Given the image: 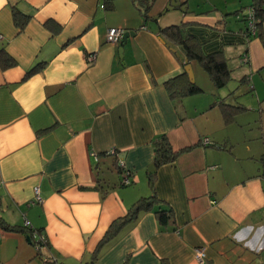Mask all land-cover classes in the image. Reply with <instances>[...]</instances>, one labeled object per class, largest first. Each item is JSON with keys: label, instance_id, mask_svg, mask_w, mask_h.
Here are the masks:
<instances>
[{"label": "crops", "instance_id": "1", "mask_svg": "<svg viewBox=\"0 0 264 264\" xmlns=\"http://www.w3.org/2000/svg\"><path fill=\"white\" fill-rule=\"evenodd\" d=\"M137 1L0 0V50L16 60L0 67V216L43 236L37 248L0 227V264H264V20L247 37L254 0H179L165 12L170 0H153L146 15ZM14 9L30 15L22 30ZM180 22L205 53L223 50L227 84L252 95L253 137L232 127L244 104L226 122V94L201 95L212 82L197 61L202 91L169 94L186 57L159 27ZM111 27L134 32L122 58ZM162 135L179 153L156 164ZM149 195L166 222L142 211L94 258L110 224Z\"/></svg>", "mask_w": 264, "mask_h": 264}, {"label": "trees", "instance_id": "2", "mask_svg": "<svg viewBox=\"0 0 264 264\" xmlns=\"http://www.w3.org/2000/svg\"><path fill=\"white\" fill-rule=\"evenodd\" d=\"M138 4L144 5V13L149 10L152 5L153 0H138ZM254 7L256 17L258 18L256 25L258 27L259 23L264 20V0H254L251 3ZM109 7V6H108ZM30 15H24L13 10V19L14 23L22 30L29 20ZM245 20V19H244ZM246 23V22H245ZM187 24L185 22H180L177 24H172L164 27H159V33L161 36L173 46L181 47L185 57L187 59L186 63L191 60H195L199 63V65L205 70L208 74L212 84L216 88H222L231 79V69L228 65L227 58L225 57L223 50H218L215 52L205 53L202 49L201 43L198 39L189 34L186 31ZM257 33V32H256ZM245 34L247 37H250L247 33V29L245 28ZM256 35V34H255ZM262 37V36H261ZM264 40V37H262ZM16 64V60L11 57L4 48L0 50V67L7 68ZM39 67H34L27 72V75L35 72ZM166 88L169 91V94L172 97H183L187 95L197 94L202 91L201 87H199L196 83L190 82L188 78L187 72L184 70L180 74L168 78L164 82ZM244 106L242 105H232L228 103L221 104V110L224 115V119L226 122H230L234 115L243 110ZM179 152L174 151L166 140V137L162 135L161 137L155 140V163L161 164L165 162L173 161ZM149 185L152 187L153 182L152 179H149ZM157 198L154 195L143 196L137 199L127 210L126 214L115 219L108 229L106 230L103 238L101 239L96 251L93 254L95 258L106 242L114 238L120 230L126 224L137 219L139 214L142 211L148 209H155V212L161 223H165L168 218V210L159 208V204L157 205ZM156 204V205H155ZM0 227L3 230L7 231H26L27 226L20 227L17 225L8 224L2 216H0ZM28 235L31 237V229L28 230Z\"/></svg>", "mask_w": 264, "mask_h": 264}, {"label": "rangeland", "instance_id": "3", "mask_svg": "<svg viewBox=\"0 0 264 264\" xmlns=\"http://www.w3.org/2000/svg\"><path fill=\"white\" fill-rule=\"evenodd\" d=\"M201 71L207 81L208 80L207 73L205 72V70H203V68ZM207 82L209 83V80ZM194 83H196V79ZM231 85L232 84L229 83L222 88H216L212 84V88L210 89V91L205 89V87L202 86L203 93L201 95H204V96L206 95L208 97H210L211 95L216 96V97L218 96L223 97L226 94V96L223 97L222 99L224 100L225 103L232 104V105L244 104L246 109L243 111H240L238 116L234 118L235 122L233 123L232 127H234L235 129L241 128L243 138H245V136L253 137V123L256 117L254 116L255 111L253 109V106L250 104V101H249L250 99H253L252 95L250 94L249 91H243L242 89H239V86L231 88L233 86Z\"/></svg>", "mask_w": 264, "mask_h": 264}, {"label": "built area", "instance_id": "4", "mask_svg": "<svg viewBox=\"0 0 264 264\" xmlns=\"http://www.w3.org/2000/svg\"><path fill=\"white\" fill-rule=\"evenodd\" d=\"M244 19L246 22V29H247V33L249 34V36L255 35L257 32L256 22H257L258 18L256 17V13H255L254 7L252 5H249L245 8ZM123 34H124V30L122 28L111 27L106 32V40L108 42H111V43H118L121 41ZM1 37H2V35L0 34V38ZM247 60H248V57L246 54H244L241 58V62H247ZM202 142H203V144H210L211 143L210 140L208 139V137H203ZM109 152H111L113 154L115 151L112 150ZM116 164L121 169L122 183L125 185L131 183L132 181L130 178V175H131L130 171L124 167L123 161L121 159H118ZM25 225L29 226V222L26 221ZM31 237L34 239L35 245L38 248L40 246V244L43 242V236L42 235L39 236V234L36 231L31 230ZM194 257L199 263H203L204 258H205L204 248L203 247H196L194 249Z\"/></svg>", "mask_w": 264, "mask_h": 264}, {"label": "water", "instance_id": "5", "mask_svg": "<svg viewBox=\"0 0 264 264\" xmlns=\"http://www.w3.org/2000/svg\"><path fill=\"white\" fill-rule=\"evenodd\" d=\"M181 6L180 3H179V0H170L169 4L167 5V7L165 8L164 12L167 10V9H173L174 7L176 6ZM134 32L133 31H125L124 34H123V37L121 39V46L119 47L118 51H119V55L120 57L122 58V52H123V44L125 43L126 39L128 38L129 35H133ZM181 51L182 48L180 47ZM176 55L180 58V55L179 53H176ZM185 61H187V59H185ZM184 70L187 72L188 74V78L190 80V82H194V75H193V70H192V66L190 63H186L185 66H184Z\"/></svg>", "mask_w": 264, "mask_h": 264}]
</instances>
